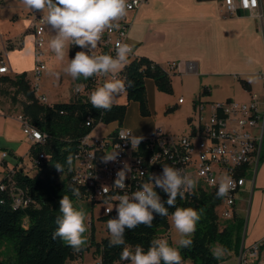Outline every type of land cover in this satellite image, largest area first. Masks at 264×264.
<instances>
[{
	"label": "crops",
	"instance_id": "0c3cea01",
	"mask_svg": "<svg viewBox=\"0 0 264 264\" xmlns=\"http://www.w3.org/2000/svg\"><path fill=\"white\" fill-rule=\"evenodd\" d=\"M4 1L0 0V51L10 71L3 74L16 77L25 72L31 83L37 63L31 11L16 3L20 0L9 2L6 6ZM224 1L147 0L141 5L133 18L129 42L137 56H145L167 70L170 62H176L170 73L173 91H161L153 79H148L146 88L150 114H142L139 104L133 101L124 121L101 122L93 128L94 134L105 135L119 125L129 128L136 136L150 135L157 126L171 133H187L197 97L205 102L229 98L249 101L256 94L259 109L264 114V0H258V7L252 11L238 8L234 14L223 11ZM47 29L46 46L51 27ZM46 54L56 58L50 48L46 49ZM72 56L70 47L63 61L64 68ZM41 59L45 61V56ZM189 63H194V68H190ZM70 78L74 84L75 80ZM68 89L69 85L66 90L69 92L65 95L72 99H63L64 92H56L55 98H50L45 89L43 93L51 103L72 101L76 95H68ZM180 96L184 97L183 102H178ZM125 97L123 103L128 102L127 95ZM20 115H23L22 109L0 101V183L8 169L36 170L30 157L35 143L23 131ZM261 123L264 125L263 121ZM244 211L248 213V220L240 249L264 237V156L254 177L246 181L237 195L236 215L241 217ZM93 225L99 229L96 241L110 235L105 221L98 219L93 221ZM164 230L169 236L168 242L177 246L170 218L169 228ZM240 249L236 253V262ZM260 258L264 263V246L261 247ZM100 262V253L95 246H91L65 264ZM183 264L195 263L186 259Z\"/></svg>",
	"mask_w": 264,
	"mask_h": 264
},
{
	"label": "built area",
	"instance_id": "2783aa9c",
	"mask_svg": "<svg viewBox=\"0 0 264 264\" xmlns=\"http://www.w3.org/2000/svg\"><path fill=\"white\" fill-rule=\"evenodd\" d=\"M146 1L138 0V3L133 5L127 17L119 22L121 27L118 31L104 33L102 41L95 49L96 54L115 56L117 42L132 45L129 42V33L133 18ZM131 2L132 0H129V3ZM257 7L258 0L255 6L252 0H225L223 11L234 14L238 8L252 11ZM31 15L37 63L30 86L40 102L52 104L41 90V77L47 68L45 61L41 58L46 55L45 46L49 25L41 22L42 12L31 11ZM69 46L73 51V57L77 51L82 50L75 45ZM133 58H137L134 47L130 60ZM168 66V71L171 73L176 67V62H170ZM189 67L194 68V63H189ZM0 71H10L9 64L3 59L0 60ZM109 77L112 76H93L87 80L83 77L76 79L74 83L76 97H87L90 103V93L102 86ZM82 81H89V96H82ZM123 81L126 84V78ZM119 95H122V92L117 96ZM183 101L184 97L180 96L178 102ZM194 108V115L189 121V132L176 134L165 130L162 126H157L154 133L143 136L144 139L135 150L131 147L128 138L136 135L125 126L119 125L105 135H96L92 129L80 139L74 153L72 166L74 183L84 190V196L104 203L103 215H107L110 214L107 211L110 206L113 207L112 211L116 210L115 205L119 202L115 199L116 197L125 192L131 194L138 190L142 183L150 181L151 174H161L164 165L183 169L191 174L197 180L194 190L199 187H218L219 178L223 174H228L235 184L228 197L222 198L218 209L224 219H233L236 215L237 195L246 181L254 177L262 156L264 125L261 122H264V114L259 109L258 96L253 94L249 101L229 98L211 102H205L201 97H197L194 100ZM20 119L23 131L33 143L46 141L47 134H41L36 126H30L21 115ZM93 123L94 119L89 115L86 124ZM35 133L40 134V139L36 138ZM122 137L125 138L122 139ZM116 152L118 156L115 161L103 162L102 158L106 154ZM43 157L44 153H41L40 158ZM38 162L39 160L35 159L33 164ZM125 163L130 166L131 171L127 173L126 187L121 190L113 184L116 172L123 168ZM17 170V168L8 169L5 179L0 184H5V191L13 193V202L26 205L30 199L24 191L20 189L18 192H13L16 189ZM210 179H216L217 184L215 186L209 184ZM156 191L159 195H166L159 188ZM2 199L4 198L1 196ZM263 246L264 237L249 247L241 248L236 264H264L260 258V250Z\"/></svg>",
	"mask_w": 264,
	"mask_h": 264
},
{
	"label": "trees",
	"instance_id": "16d2710c",
	"mask_svg": "<svg viewBox=\"0 0 264 264\" xmlns=\"http://www.w3.org/2000/svg\"><path fill=\"white\" fill-rule=\"evenodd\" d=\"M72 58H74L72 56ZM2 52L0 51V60ZM122 80L132 81L133 86L127 87V103H113L110 111L93 108L87 97L75 98L72 101L54 102L45 104L38 100L30 86L26 73L16 77L0 73V82H10L16 94H23L25 102L22 106L23 118L32 126H36L47 134L46 141L36 142L31 150L30 157L39 162L33 174L23 169H18L15 174L16 189H22L30 199L29 202H13V193L0 191V264H65L69 259L82 254L91 246L96 247L100 253L101 264H127L128 261L120 259L124 245L109 247L110 235L100 241H93L86 245L80 252H75L60 238L53 239V232L58 228L56 218L62 215L59 212V200L63 195H68L72 202L78 198L72 195V188H78L80 196L84 190L73 181L74 153L80 139L90 132L99 122L121 123L127 115L129 102L135 101L140 106L144 115L150 114L148 108L146 82L153 79L157 88L171 93L173 86L170 72L160 64L145 56H137L120 72ZM245 85L246 83L243 82ZM85 96V95H82ZM94 119L92 125H87L88 116ZM26 117V118H25ZM44 157L40 158V154ZM71 154L73 161L71 167L67 164L66 157ZM264 156V137L262 143V156ZM63 165V172H58L55 165ZM218 187H199L192 193H187L184 199L177 197L176 207H192L201 213L196 231L192 236L193 245L190 248L180 249L183 260L190 259L195 264H220L212 255V248L222 245L228 252L240 249L242 239L243 219L235 215L226 222L220 220L218 207L222 198L216 195ZM1 196L4 198L1 200ZM166 202L167 196L160 195ZM165 206L168 205L165 203ZM169 214L175 208L169 207ZM117 216L116 210L103 215L101 219L107 222ZM152 227L140 225L136 229L125 232L126 245H141L145 251L154 239H159V230L169 228V217H161L154 213ZM93 228V222L91 223ZM12 240L15 255L5 257L2 244ZM163 264V262H162Z\"/></svg>",
	"mask_w": 264,
	"mask_h": 264
},
{
	"label": "clouds",
	"instance_id": "9594fccd",
	"mask_svg": "<svg viewBox=\"0 0 264 264\" xmlns=\"http://www.w3.org/2000/svg\"><path fill=\"white\" fill-rule=\"evenodd\" d=\"M30 11L42 12L41 22L49 25L54 31L49 40V48L55 54L58 61L63 62L68 55L69 45H75L82 50L75 53L74 58L69 59L64 72L73 80L83 77L85 80L93 76H112L102 86L97 87L90 93L89 100L95 109L110 111L114 98L126 91V84L116 76L129 63L133 53V46L128 43L117 42L115 56L111 54H96L95 49L102 41L104 33L118 31L119 23L125 19L129 10L138 0H20ZM256 0H252L255 6ZM85 49L87 51H85ZM67 50V52H66ZM133 82L127 81V87H132ZM34 131V130H33ZM40 139V134L35 133ZM125 137H122L124 139ZM131 147L138 148L143 136H130ZM118 153L106 154L102 159L104 163L115 161ZM69 167L72 165L73 156L66 157ZM55 168L63 172V165L57 163ZM130 166L125 163L124 167L116 172L113 186L123 190L126 187L127 173ZM209 184L215 186L216 179H210ZM235 182L228 174L219 178L216 195L218 198L228 197ZM197 186V180L183 169L163 166L162 173L151 174L150 181L142 183L138 190L116 197L119 202L115 205L117 216L106 222L110 233L109 247L124 245L120 259L129 264H183L180 249L190 248L193 245L192 236L196 231L201 213L192 207H176L177 197L184 199L186 193H192ZM161 189L166 195V202L162 201L156 189ZM3 189L0 188V191ZM72 195L79 197L78 188H72ZM3 203V201H0ZM165 203L168 207L165 206ZM59 212L62 214L56 218L58 228L53 232V239L60 238L75 252H80L87 245L86 212L81 208L74 207L68 195H63L59 200ZM169 207L175 211L169 214ZM113 207L107 211L111 213ZM154 213L161 217H169L176 232L175 244L172 246L166 239H154L147 251L137 244L134 247L126 245L125 232L144 225L152 227L155 219ZM212 255L220 260L228 252L222 245L212 248Z\"/></svg>",
	"mask_w": 264,
	"mask_h": 264
},
{
	"label": "rangeland",
	"instance_id": "374dc122",
	"mask_svg": "<svg viewBox=\"0 0 264 264\" xmlns=\"http://www.w3.org/2000/svg\"><path fill=\"white\" fill-rule=\"evenodd\" d=\"M9 2L12 3V2H16V1L6 0L3 2L4 3L3 5L6 6V4ZM16 3L22 5L21 2H16ZM22 6L24 9L27 10V8L24 5H22ZM54 34H55L54 31H52V30L49 31V39L48 40H50L52 35H54ZM47 48H49V42L46 46V49ZM66 52H67V50H66ZM66 57H67V54H66ZM45 61L48 64V68L42 76V80H41L42 92L45 89L50 98L51 97L55 98L56 92H60V93L64 92V94H62L63 96H61V97H63V99H68L69 97L65 95L66 93L69 92V91H66L67 85H69L68 90H70V94H68V95H73L74 84H72V82H70L71 76L67 75L64 72V69H63L64 68V62L58 61L56 58L52 59L50 57V54L48 56H47V54L45 55ZM62 69H63V71H62ZM59 72H61V80H63V81L60 80V76H59L60 73ZM66 79L68 81L67 85H66ZM125 95H127V94H122V95L116 96L114 98L113 103L125 102L126 101ZM58 97H59V95H58ZM69 99H72V98L70 97ZM0 101L3 104L10 105L11 107H17V108L22 109L23 103L25 102V96L23 94H16L14 87L12 86V84L10 82H0ZM129 104L132 105L133 101H130ZM193 115H194V112L189 117V121L193 117ZM26 166H27V164L25 165V167ZM27 171L30 174L31 173L33 174L35 172V170H33L31 168L27 169ZM250 197H251V194H249V198ZM73 205L77 209L82 208L87 214L86 224H87L88 230L85 233V236L87 237V241H88L87 245H89L91 242L96 241L98 238L99 229L96 225L93 226V228H92L91 222H93V221L97 222L98 219H101V217L103 216L104 203H102L100 201H94L87 196H83V197L76 198L73 201ZM238 205H239V203H238ZM218 211H220V209H218ZM89 216L91 217L90 219H88ZM219 216H220V220L222 222L228 221L227 219H224L220 214H219ZM241 218L243 219V228H242V234H241L242 239H243V236L245 235L247 220H248V213L245 211L241 212ZM168 237L169 236L164 229L159 230V239L163 238V239L168 240ZM242 239H241V242H242ZM169 244L171 245V243H169ZM2 250H3L4 256L6 258L12 257L13 255H15V248H14V243L12 242V240L4 241V243L2 244ZM219 261H220V264H235V262H236V251L234 250L231 252L230 251L227 252L224 255V257H222V259H220ZM127 264H129V262Z\"/></svg>",
	"mask_w": 264,
	"mask_h": 264
},
{
	"label": "bare ground",
	"instance_id": "6f19581e",
	"mask_svg": "<svg viewBox=\"0 0 264 264\" xmlns=\"http://www.w3.org/2000/svg\"><path fill=\"white\" fill-rule=\"evenodd\" d=\"M0 73H7V72H1ZM117 79L122 80V76L120 75V72L116 76ZM109 79H112V77H109ZM126 93V91H123L122 94ZM82 95L89 96V81H82ZM23 118V115H21ZM26 118V117H25ZM27 123V122H26ZM33 124H30L32 126ZM39 129V128H38ZM41 134H45L40 130ZM0 188L5 190V184H0ZM17 204L20 202H16Z\"/></svg>",
	"mask_w": 264,
	"mask_h": 264
}]
</instances>
